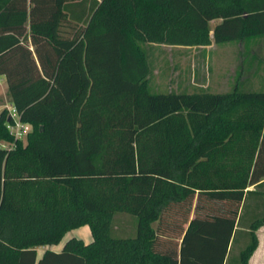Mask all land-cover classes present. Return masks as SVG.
Here are the masks:
<instances>
[{
	"label": "trees",
	"instance_id": "16d2710c",
	"mask_svg": "<svg viewBox=\"0 0 264 264\" xmlns=\"http://www.w3.org/2000/svg\"><path fill=\"white\" fill-rule=\"evenodd\" d=\"M261 39L264 0H0V77L32 126L23 145L0 113L15 144L0 145V264H249L264 89L154 92L151 78L165 46ZM120 213L136 236L115 235ZM84 226L90 243L38 257Z\"/></svg>",
	"mask_w": 264,
	"mask_h": 264
},
{
	"label": "rangeland",
	"instance_id": "374dc122",
	"mask_svg": "<svg viewBox=\"0 0 264 264\" xmlns=\"http://www.w3.org/2000/svg\"><path fill=\"white\" fill-rule=\"evenodd\" d=\"M224 24V20L216 19L210 23L212 36ZM155 70L151 78L154 92H194L208 89L214 93H233L235 91H260L264 89V39L258 43L247 45L234 44L220 47L215 43L210 47L182 48L165 46L156 52ZM259 62H262L259 67ZM13 107L10 103L8 86L0 77V113ZM32 131V129H31ZM27 139L23 140V145ZM3 148H13L14 143L0 141ZM136 216L120 213L114 218L116 236H136ZM157 224H154L156 227ZM89 227L73 230V236L84 239V231ZM88 239L90 238V232ZM237 249V250H236ZM232 257L238 258L239 248H235Z\"/></svg>",
	"mask_w": 264,
	"mask_h": 264
},
{
	"label": "crops",
	"instance_id": "0c3cea01",
	"mask_svg": "<svg viewBox=\"0 0 264 264\" xmlns=\"http://www.w3.org/2000/svg\"><path fill=\"white\" fill-rule=\"evenodd\" d=\"M261 75L264 76V71L262 72ZM2 78L6 82V78L5 77H2ZM84 227H86V226H84ZM87 230H89V229H87ZM72 232L73 231H70L69 233H67V235L65 236V239L59 245L37 248L38 257L41 258L44 255V253L48 250L55 251V252H61L63 247H64L65 242L67 240H69V238H67V236L72 234ZM87 232L91 233V230L84 231V236H85L84 239L81 236H73L72 238L82 239L85 243H90L93 239L92 233L90 234V238L88 239V233ZM257 235H258V239H259V245H258V248L255 251V253L253 254L249 264H264V226H262L257 231Z\"/></svg>",
	"mask_w": 264,
	"mask_h": 264
},
{
	"label": "built area",
	"instance_id": "2783aa9c",
	"mask_svg": "<svg viewBox=\"0 0 264 264\" xmlns=\"http://www.w3.org/2000/svg\"><path fill=\"white\" fill-rule=\"evenodd\" d=\"M8 129L16 140H24L31 132L32 126L21 121L16 110L13 108L9 114ZM12 119V120H11ZM15 147V146H14Z\"/></svg>",
	"mask_w": 264,
	"mask_h": 264
}]
</instances>
